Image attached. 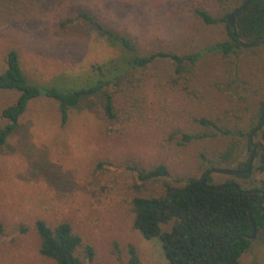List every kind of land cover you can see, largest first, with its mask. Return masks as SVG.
Listing matches in <instances>:
<instances>
[{
  "label": "rangeland",
  "instance_id": "1",
  "mask_svg": "<svg viewBox=\"0 0 264 264\" xmlns=\"http://www.w3.org/2000/svg\"><path fill=\"white\" fill-rule=\"evenodd\" d=\"M242 1L0 0V73L6 68L7 52L15 49L33 83L60 75L67 76L63 83L67 87L94 80L93 66L121 51L96 24L79 18L81 11L130 37L141 54L159 50L184 54L227 38L224 24H207L196 9L220 16ZM262 59L264 45L249 47L231 59L207 53L189 88L167 80L173 67L161 61L141 72L144 80L136 87L125 79L108 87L122 109L120 119L105 116L99 95L71 108L65 124L56 100L30 101L0 147V264H57L40 253L38 219L52 226L70 222L83 238L81 251L86 245L94 248V264H127L129 244L136 247L141 264H172L162 241L145 238L134 225L133 198L159 194L164 187V179L142 181L138 169L164 164L169 170L165 180L180 182L201 177L211 166L237 168L247 160L249 137L243 138L232 161L225 162L221 154L232 138L215 135V129L197 120L245 124L251 115L240 111L242 97L253 106L264 99ZM18 96L16 90H0V127L8 122L2 110ZM128 111L133 112L130 119ZM184 133L207 136L179 144ZM230 177L251 188L260 184L264 173L253 174V183L252 178L212 173V182ZM21 225L28 231L22 233ZM241 264H264L263 230Z\"/></svg>",
  "mask_w": 264,
  "mask_h": 264
},
{
  "label": "trees",
  "instance_id": "2",
  "mask_svg": "<svg viewBox=\"0 0 264 264\" xmlns=\"http://www.w3.org/2000/svg\"><path fill=\"white\" fill-rule=\"evenodd\" d=\"M239 6L220 16L213 15L209 9H196L197 15L207 24H224L227 38L184 54L167 50L141 54L137 44L130 37L116 33L101 24L89 12L81 11L78 17L96 24L109 43L119 48L121 53L102 65H94V80H89L87 84L80 82L73 87L63 84L68 79L66 75H60L43 84L31 82L22 68L18 51L9 50L6 54V68L0 73V90H16L19 96L1 112L8 122L0 127V147L8 141L33 99L47 97L56 100L62 123L65 124L71 108L77 107L83 99L99 95L103 98L102 111L105 116L120 119L122 109L116 105L115 93L108 89L110 85L118 86L125 79L136 87L144 80L142 73L161 61H168L173 68L167 71V80L173 85L189 88L194 80L198 62L207 53H220L226 59H231L248 50L249 47L244 44H253L252 48L264 45V42L254 44L256 40L264 39V0H251L246 9L236 16L235 26L242 42L232 34L228 22L230 14ZM245 82L248 84L247 80ZM242 99L243 105H238L240 111L251 115L245 124H241V121L235 125L222 126L219 121L210 118L197 120L202 125L215 129V135L220 133L232 138L231 144L221 154V159L225 162L232 161L243 138L249 137L264 119V99L256 102L254 106L246 98ZM132 116L133 112L128 111L126 118L130 119ZM205 136L207 133H184L179 144ZM254 144L255 163L249 173L239 175L248 180H251L255 173H264V127L254 134ZM247 146L250 150L249 143ZM249 159L250 156L239 163L237 169H246ZM212 167L214 166L207 169L201 177L190 176L182 180L183 183L165 180L169 176V170L164 164L150 169H138L142 181L164 179V187L159 194L137 195L133 198L134 225L145 238H159L162 241L166 257L172 264H210L216 258L227 259L229 241L238 234L252 233L248 207H253L258 231H264V179L259 185L245 188L232 177L222 183H213L210 173L206 177V183L210 186L231 185L214 190L203 184L204 175ZM251 181L255 182L253 178ZM233 184H237V187ZM258 190L263 191V195L258 193ZM262 198L263 203L259 206ZM20 229L22 233L28 231L25 225H21ZM35 229L41 239L40 253L52 258L57 264H94V248L86 245L83 252L81 251L83 238L74 231L70 222L64 221L52 226L44 219H38ZM254 242L255 239L247 237L235 239L231 244L232 259L214 264H241L243 256L252 248ZM128 254L127 264H141V258L133 244L128 245Z\"/></svg>",
  "mask_w": 264,
  "mask_h": 264
},
{
  "label": "water",
  "instance_id": "3",
  "mask_svg": "<svg viewBox=\"0 0 264 264\" xmlns=\"http://www.w3.org/2000/svg\"><path fill=\"white\" fill-rule=\"evenodd\" d=\"M251 0H246L245 3H243L241 6H239L238 8H236L229 16L228 22L230 24V28H231V32L232 34L240 41L242 42V40L240 39V37L237 34V30H236V26H235V18L236 16H238L240 13H242L247 5L250 3ZM264 42V39H258L254 42V44H258V43H262ZM253 44H244L245 47H251ZM264 127V119L262 120V122L260 123V125L258 127H256L254 129V131L249 135V146H250V159H249V164L248 167L246 169L243 170H239L237 168H220V167H212L209 171H207V173L204 175L203 177V184L206 187H209L211 189L214 190H221L224 188H227L231 185L229 184H225V185H220V186H210L208 183H206V177L207 175H209L210 173H218V174H223V175H242V174H246L249 173L255 163V159H256V147L254 144V134L258 131H260L262 128ZM234 186L237 187V184H233ZM258 193L263 195V191L258 190ZM263 203V198L260 199L259 201V206H261ZM249 209V213H250V220L252 222V233L251 234H238L236 236H234L228 243V248H229V257L227 259H223V258H216L214 259L210 264H214L215 262H227L229 260L232 259L233 257V250L231 247L232 242L239 238V237H247L250 239H255L257 237L258 234V226H257V222L254 218L253 215V207H248Z\"/></svg>",
  "mask_w": 264,
  "mask_h": 264
}]
</instances>
